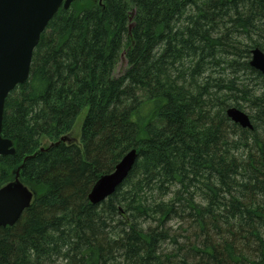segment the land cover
Here are the masks:
<instances>
[{
	"label": "trees",
	"instance_id": "16d2710c",
	"mask_svg": "<svg viewBox=\"0 0 264 264\" xmlns=\"http://www.w3.org/2000/svg\"><path fill=\"white\" fill-rule=\"evenodd\" d=\"M257 47L264 0L61 7L5 102L2 134L16 151L0 156V187L19 173L34 199L0 227V264H264ZM133 149L128 176L93 203L95 183Z\"/></svg>",
	"mask_w": 264,
	"mask_h": 264
},
{
	"label": "water",
	"instance_id": "95a60500",
	"mask_svg": "<svg viewBox=\"0 0 264 264\" xmlns=\"http://www.w3.org/2000/svg\"><path fill=\"white\" fill-rule=\"evenodd\" d=\"M74 1L0 0V156L16 151L13 140L2 134L6 99L17 85L29 79L34 50L50 20L61 7L67 9ZM250 64L264 74V51L254 48ZM227 115L242 127L253 128L246 111L232 106L227 109ZM136 158L133 149L112 172L102 175L90 192V200L98 204L113 194L130 173ZM33 199V191L19 178V173L14 180L1 186L0 227L14 225Z\"/></svg>",
	"mask_w": 264,
	"mask_h": 264
},
{
	"label": "rangeland",
	"instance_id": "374dc122",
	"mask_svg": "<svg viewBox=\"0 0 264 264\" xmlns=\"http://www.w3.org/2000/svg\"><path fill=\"white\" fill-rule=\"evenodd\" d=\"M127 67V60H126V57L124 55H122L117 67H116V70H115V75L118 76L120 74H122L124 72V70L126 69ZM87 113V109H85L77 118L76 122H75V125H74V128L72 130V132L70 133V136L73 138V139H76V141L79 142L80 140V135H81V128H82V124H83V121H84V118H85V115ZM45 144L49 143L48 140H45L44 142ZM14 180V179H13ZM12 181V180H11Z\"/></svg>",
	"mask_w": 264,
	"mask_h": 264
}]
</instances>
